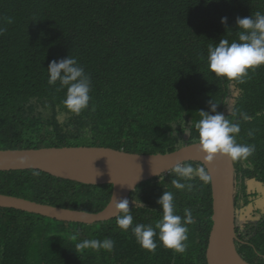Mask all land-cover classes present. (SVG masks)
Instances as JSON below:
<instances>
[{
	"label": "trees",
	"instance_id": "16d2710c",
	"mask_svg": "<svg viewBox=\"0 0 264 264\" xmlns=\"http://www.w3.org/2000/svg\"><path fill=\"white\" fill-rule=\"evenodd\" d=\"M257 11L264 13V0H0V27L5 28L0 35V150L101 147L171 154L197 143L194 124L200 110L209 111L212 101L223 113L232 98L236 107L225 116L240 124L237 142L256 148L250 167L235 163L236 245L247 263L264 259V66L249 70L244 83L233 82L238 96L232 82L207 71L209 45L237 40L236 19ZM67 56L91 77V99L80 115L63 108L66 89H59V82L47 84L49 62ZM241 112L251 118L240 119ZM173 127L176 135H169ZM160 177L130 194L128 231L117 227V216L90 225L62 224L0 208V264H208L211 180L203 184L193 178L189 192L172 186V172ZM164 191L173 193L176 214L192 210L183 254L159 246L156 237V251H143L132 234L136 224L155 227L161 219L156 201ZM112 193V185L87 186L38 170L0 172V194L72 210L100 212ZM252 198L262 210L248 216ZM137 199L143 208L135 206ZM105 238L115 242L111 252L75 248L84 239Z\"/></svg>",
	"mask_w": 264,
	"mask_h": 264
},
{
	"label": "clouds",
	"instance_id": "9594fccd",
	"mask_svg": "<svg viewBox=\"0 0 264 264\" xmlns=\"http://www.w3.org/2000/svg\"><path fill=\"white\" fill-rule=\"evenodd\" d=\"M226 21V17L221 18L222 24H226ZM8 22H12L11 18L8 19ZM236 25L237 29H239L237 40L230 43L227 39H221L219 43L209 45L207 50V71L209 74H214L215 78H222L228 82H232L230 85L232 91L235 96H238L239 92L235 90L237 88L233 82L240 84L244 83L249 76V70L254 72L258 67L264 66V13L257 11L254 15H250L248 17H238L236 19ZM4 31L5 28L0 27V35H3ZM46 71L48 85H56L57 82H59V89H66L65 98L62 101L63 108L73 115H80L81 112L88 107L89 101L91 99L89 95L91 91V77L85 73L83 67L79 65L77 59L73 56H67L63 59L50 61ZM228 103L229 104L226 110L227 112H217L218 104L212 101L209 102V111H199L201 118L194 124V128L198 133L197 143L194 145H198V151L202 154L205 163H210L217 156L223 157L232 162L235 168L236 182L235 163L239 162L245 167H250L249 157L255 153L256 148L253 144H241L237 142L236 137L240 133V124L239 122L230 121L225 116L226 113L231 115L230 113L234 111L236 107V102L231 98ZM250 118L251 117L246 112L240 113V119L247 121ZM183 131L188 135V129H184ZM252 134L253 133L249 131L248 135L252 136ZM169 135H176L174 127ZM77 148L85 147H73V149ZM16 151L29 152L39 150H14L11 152ZM0 152L7 151L0 150ZM202 165L194 167L191 162L175 163L171 169V172L175 177L171 180L172 186L176 190H186L191 192L195 185L189 181H192L193 178H198L203 184L209 183L211 176L208 173L207 168ZM25 170L29 171L35 169ZM153 175H157L160 180L163 179V177H160L156 172H153ZM251 192V187L247 186V193L250 194ZM236 194L237 182L235 191V208ZM156 203L162 209V216L161 219L155 224V227L146 226L144 224H136L134 227H132V234L138 244L136 247H139L143 251L154 253L158 247L157 240L154 239V237H156L159 241V246L172 250L175 253L183 254L187 250V244L185 243L188 239L187 225H190L194 222L192 210L185 208L183 217L176 214L174 196L170 191H164ZM134 204L136 207L143 208L142 202L138 199L137 202H134ZM113 207L118 213L116 220L117 227L122 231H128L130 226L133 224V216L131 215L129 209V200H116L113 203ZM75 212L85 211L75 210ZM100 212L85 213L98 214ZM237 220L238 214L236 209V228ZM78 236L79 233L77 232L72 236V239L77 240ZM114 246L115 242L111 238H105L102 241L97 239H84L77 242L75 248L80 252L89 249L97 252L101 249L111 252L114 249Z\"/></svg>",
	"mask_w": 264,
	"mask_h": 264
},
{
	"label": "water",
	"instance_id": "95a60500",
	"mask_svg": "<svg viewBox=\"0 0 264 264\" xmlns=\"http://www.w3.org/2000/svg\"><path fill=\"white\" fill-rule=\"evenodd\" d=\"M198 161L208 170L214 197V226L210 235L208 264H248L236 247L235 168L232 162L217 156L205 163L198 145H191L172 154L137 156L109 150L45 149L39 151L0 152V171L39 169L68 180L114 185L112 200L104 212H60L52 207L36 205L10 197H0V207L32 212L45 218L74 224H91L113 218L117 214L113 203L127 199L129 193L142 181L157 178L156 172L167 175L177 162ZM153 171V172H152Z\"/></svg>",
	"mask_w": 264,
	"mask_h": 264
},
{
	"label": "bare ground",
	"instance_id": "6f19581e",
	"mask_svg": "<svg viewBox=\"0 0 264 264\" xmlns=\"http://www.w3.org/2000/svg\"><path fill=\"white\" fill-rule=\"evenodd\" d=\"M85 148H86V149H95V150H109V151H115V152H118V151L113 150V149H110V148H101V147H85ZM52 149H54V148H52ZM63 149H73V148H63ZM41 150H45V149H41ZM35 170H38V171H41V172L47 173V174H49V175H51V176H53V177H55V178H59V179H63V180H67V181L75 182V183H78V184L87 185V186L90 185V184H87L86 182H78V181H74V180H68V179H64V178H61V177H57V176H55V175H52V174L49 173V172H45V171H42V170H39V169H35ZM11 171H27V170H8V171H0V172H11ZM170 173H171V172H170ZM170 173H168V174H170ZM168 174H167V175H168ZM161 176H163V175H161ZM157 178H158V177H157ZM153 179H155V178H153ZM151 180H152V179H151ZM148 181H149V180H148ZM143 182H145V181H142V182H140V183H143ZM140 183H139V184H140ZM139 184H138V185H139ZM103 185H112V186H113V192H114V185H113V183H112L111 181H106V182H103V183H100V184H91V186H103ZM138 185H137V186H138ZM137 186H136V187H137ZM136 187L134 188L133 191H131V192L129 193V195H128V197H127L128 200H129L130 194L136 190ZM0 197L16 198V199H19V200H24V201H27V202L35 203L36 205L48 206V207H52L54 210H57V211H60V212H64V211H66L67 213H69V212L75 211V210H72V209H67V208L57 207V206L48 205V204H42V203L34 202V201H31V200H28V199H23V198H19V197H15V196H7V195L0 194ZM112 197H113V193H112V196H111V200H112ZM111 200H110V202H111ZM110 202H109L108 205H107V206L101 211V213L104 212V211L108 208ZM0 208H3V209H14V208H6V207H0ZM15 210H18V209H15ZM19 211H23V210H19ZM23 212H27V211H23ZM27 213H29V214H35V213H32V212H27ZM36 215H38V214H36ZM117 215H118V213H117L115 216H113V218H108V219H106V220L99 221V222L109 221V220H111V219L116 218ZM40 216H41V215H40ZM42 218H44V219H50V218H45V216H42ZM50 221H55V222H57V223H62V224H74V223H71V222H68V221H59V220H55V219H50ZM95 223H97V222H95ZM95 223H91V224H95ZM78 225H82V224H78ZM88 225H90V224H88Z\"/></svg>",
	"mask_w": 264,
	"mask_h": 264
},
{
	"label": "rangeland",
	"instance_id": "374dc122",
	"mask_svg": "<svg viewBox=\"0 0 264 264\" xmlns=\"http://www.w3.org/2000/svg\"><path fill=\"white\" fill-rule=\"evenodd\" d=\"M257 199L256 198H252L251 202L248 204V210H247V215L250 216L251 211H255L257 209H262L259 205L256 204ZM246 211V210H245ZM246 218V213L242 212V221ZM46 222L50 221V219H45ZM256 228H254L255 230ZM254 264H264V259L263 258H256L253 261Z\"/></svg>",
	"mask_w": 264,
	"mask_h": 264
},
{
	"label": "crops",
	"instance_id": "0c3cea01",
	"mask_svg": "<svg viewBox=\"0 0 264 264\" xmlns=\"http://www.w3.org/2000/svg\"><path fill=\"white\" fill-rule=\"evenodd\" d=\"M29 171H31V170H29Z\"/></svg>",
	"mask_w": 264,
	"mask_h": 264
}]
</instances>
